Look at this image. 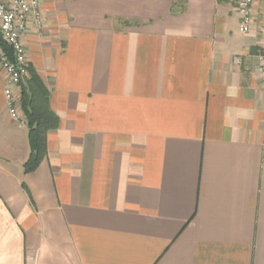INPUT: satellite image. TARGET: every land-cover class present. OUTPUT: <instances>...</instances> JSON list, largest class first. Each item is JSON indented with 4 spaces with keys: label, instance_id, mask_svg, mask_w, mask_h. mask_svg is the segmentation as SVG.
Returning a JSON list of instances; mask_svg holds the SVG:
<instances>
[{
    "label": "crops",
    "instance_id": "1",
    "mask_svg": "<svg viewBox=\"0 0 264 264\" xmlns=\"http://www.w3.org/2000/svg\"><path fill=\"white\" fill-rule=\"evenodd\" d=\"M236 2L41 0L60 125L25 173L0 66V264H264V0L248 34Z\"/></svg>",
    "mask_w": 264,
    "mask_h": 264
},
{
    "label": "built area",
    "instance_id": "2",
    "mask_svg": "<svg viewBox=\"0 0 264 264\" xmlns=\"http://www.w3.org/2000/svg\"><path fill=\"white\" fill-rule=\"evenodd\" d=\"M254 0H237V11L241 17L242 32L248 34L253 23ZM44 17L41 0H0V33L5 43L10 47L8 54L0 45V66L6 73L5 98L10 117L22 121L19 113V98L16 89H22L29 75V62L24 45V35L33 24L41 29ZM258 74L264 85V53L258 56ZM235 63L242 62L241 56L234 58Z\"/></svg>",
    "mask_w": 264,
    "mask_h": 264
},
{
    "label": "trees",
    "instance_id": "3",
    "mask_svg": "<svg viewBox=\"0 0 264 264\" xmlns=\"http://www.w3.org/2000/svg\"><path fill=\"white\" fill-rule=\"evenodd\" d=\"M0 45L11 54V49L3 40L1 33ZM28 69L29 75L22 86L19 103L27 119L31 146V153L24 164V170L25 173H32L46 158L47 134L59 127L60 118L50 106V91L46 83L33 66L29 64Z\"/></svg>",
    "mask_w": 264,
    "mask_h": 264
}]
</instances>
